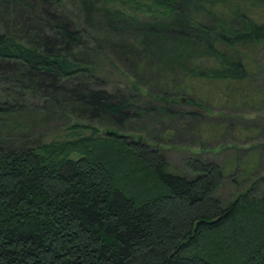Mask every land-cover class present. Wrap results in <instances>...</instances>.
Returning a JSON list of instances; mask_svg holds the SVG:
<instances>
[{"label": "trees", "instance_id": "trees-1", "mask_svg": "<svg viewBox=\"0 0 264 264\" xmlns=\"http://www.w3.org/2000/svg\"><path fill=\"white\" fill-rule=\"evenodd\" d=\"M40 1L50 33L38 43L0 28V69L12 73L0 78V129L25 132L9 118L29 112L34 94L54 107L68 101L91 120L127 123L132 99L106 91L92 67L73 60L74 49L85 48L84 30L69 22L64 0ZM182 18L132 23L147 37L173 34L180 57L203 39L207 61L195 55L192 66L199 77L228 84L245 76L247 57L236 46L264 41V25L212 34ZM106 128L36 146L0 143V264H264V194L223 202L217 193L226 176L217 162L187 157V172H178L158 147Z\"/></svg>", "mask_w": 264, "mask_h": 264}, {"label": "rangeland", "instance_id": "rangeland-1", "mask_svg": "<svg viewBox=\"0 0 264 264\" xmlns=\"http://www.w3.org/2000/svg\"><path fill=\"white\" fill-rule=\"evenodd\" d=\"M64 2L69 22L84 30L85 48H75L73 60L92 67L106 91L131 98L133 116L123 125H113L76 113L67 108L68 101L54 107L34 94L27 98L29 112L9 118L23 125L25 132L0 129V143L36 146L88 135L93 128L104 134L106 127H119V133L161 149L175 171L187 172V157L220 164L226 177L217 195L223 202L246 192L264 194V41L236 46L247 57L245 76L226 84L192 73L195 55L207 61L203 39L196 38L200 49H189L180 57V50L171 45L173 34L166 39L147 37L132 23L138 18L149 26L157 20L184 24V17L212 34L238 33L264 25V0H178L169 8L152 0ZM47 7L40 0H0V28L35 45L40 35L50 33L40 10ZM215 47L221 49L217 43ZM11 75L9 69H0L1 79ZM186 82H195L194 88H185Z\"/></svg>", "mask_w": 264, "mask_h": 264}]
</instances>
